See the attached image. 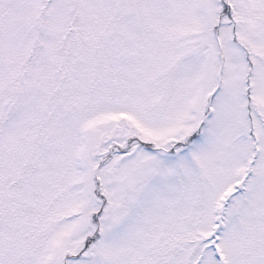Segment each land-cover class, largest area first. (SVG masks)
Segmentation results:
<instances>
[{"label": "snow or ice", "instance_id": "6c2138e0", "mask_svg": "<svg viewBox=\"0 0 264 264\" xmlns=\"http://www.w3.org/2000/svg\"><path fill=\"white\" fill-rule=\"evenodd\" d=\"M0 264H264V0H0Z\"/></svg>", "mask_w": 264, "mask_h": 264}]
</instances>
